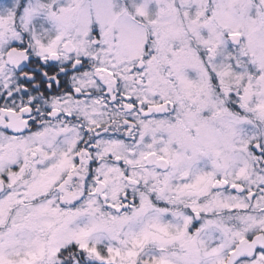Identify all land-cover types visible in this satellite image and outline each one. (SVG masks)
I'll list each match as a JSON object with an SVG mask.
<instances>
[{
  "label": "snow or ice",
  "instance_id": "6c2138e0",
  "mask_svg": "<svg viewBox=\"0 0 264 264\" xmlns=\"http://www.w3.org/2000/svg\"><path fill=\"white\" fill-rule=\"evenodd\" d=\"M0 264H264V0H0Z\"/></svg>",
  "mask_w": 264,
  "mask_h": 264
}]
</instances>
